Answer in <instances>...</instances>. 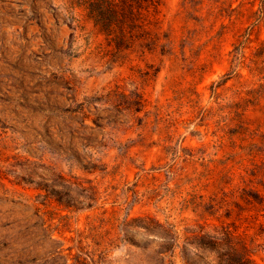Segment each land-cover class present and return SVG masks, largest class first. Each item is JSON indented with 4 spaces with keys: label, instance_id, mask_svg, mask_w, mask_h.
<instances>
[{
    "label": "rangeland",
    "instance_id": "obj_1",
    "mask_svg": "<svg viewBox=\"0 0 264 264\" xmlns=\"http://www.w3.org/2000/svg\"><path fill=\"white\" fill-rule=\"evenodd\" d=\"M75 1L0 0V264H264L263 0Z\"/></svg>",
    "mask_w": 264,
    "mask_h": 264
},
{
    "label": "trees",
    "instance_id": "obj_2",
    "mask_svg": "<svg viewBox=\"0 0 264 264\" xmlns=\"http://www.w3.org/2000/svg\"><path fill=\"white\" fill-rule=\"evenodd\" d=\"M82 1V2H81ZM76 0V4H84L87 7L89 16L93 19L95 24H97L107 35H111L113 33V27L116 25L115 22L107 15V10L110 11V4L112 3L111 0ZM264 3V0H263ZM122 4V11L120 13V16L117 18L116 22H119V32L120 34L117 35V38H115L116 44L120 45L123 40V36L125 37L124 30L126 28H132L134 27V16L135 11L132 7V5L128 4L126 1L121 0ZM128 23V24H127ZM122 34V35H121ZM147 229H149L147 227ZM129 233H134L132 230L126 231V235L128 239H131V236H128ZM176 236H172L171 238V245L174 246L176 244ZM234 243L233 240H231V245ZM79 252L72 254L76 262H80L82 264H98L99 262H104L107 260V257L109 255V252L111 251V248L108 246H105L103 248H99L97 250H87L83 251L80 247ZM167 249V248H164ZM233 249V247H231ZM59 246H54L49 249L50 252L59 251ZM228 259L233 262L234 264H259L257 261H255L252 256L249 253H239L233 251L231 255L229 254Z\"/></svg>",
    "mask_w": 264,
    "mask_h": 264
}]
</instances>
